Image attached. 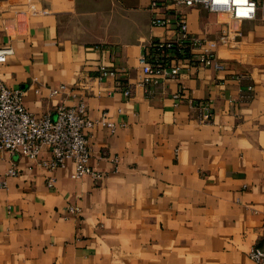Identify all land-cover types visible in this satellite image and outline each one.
<instances>
[{"label": "crops", "instance_id": "0c3cea01", "mask_svg": "<svg viewBox=\"0 0 264 264\" xmlns=\"http://www.w3.org/2000/svg\"><path fill=\"white\" fill-rule=\"evenodd\" d=\"M152 1L0 0V83L36 118L81 101L115 128L84 132L97 181L0 149V264H255L264 250V0L241 22ZM174 16L222 70L182 63L142 87L138 57L174 36Z\"/></svg>", "mask_w": 264, "mask_h": 264}, {"label": "built area", "instance_id": "2783aa9c", "mask_svg": "<svg viewBox=\"0 0 264 264\" xmlns=\"http://www.w3.org/2000/svg\"><path fill=\"white\" fill-rule=\"evenodd\" d=\"M174 6L193 8L201 7L208 12L218 14L225 20L241 22L255 18L257 5L254 0H166ZM156 0L151 2L155 6ZM151 25L166 28L168 19L154 18ZM175 34L162 41L151 42L145 53L138 57L141 66V76L138 84L142 87L155 85L164 78L173 79L177 76L180 65H196L203 68L222 70V64L209 52L202 49V42L187 33L185 21L181 16H174L172 23ZM222 33H225L223 31ZM185 59L172 55L171 50ZM197 50V54L193 51ZM12 54L10 48H0V67ZM113 75V72L103 67L99 68V76ZM117 88L122 89L124 96H129L127 87L120 82ZM63 86L50 91V95H57L63 91ZM196 109L201 113L202 121L210 118L209 103H198ZM100 124L110 133L114 125L105 120L92 121L85 117L84 106L81 101L74 106L57 105L53 114H45L40 118L34 117L22 104V93L18 89H10L0 83V149L11 155H19L31 161L50 174L66 163L72 165V179L88 176L92 180H100L101 173L92 171L87 166L89 146L85 138V130ZM16 171L9 168L4 177H15ZM45 187H52V179L48 177ZM6 188L5 181H0V190ZM67 213L76 215V207L67 206ZM249 260L260 264L264 260V250L252 247L247 253Z\"/></svg>", "mask_w": 264, "mask_h": 264}, {"label": "trees", "instance_id": "16d2710c", "mask_svg": "<svg viewBox=\"0 0 264 264\" xmlns=\"http://www.w3.org/2000/svg\"><path fill=\"white\" fill-rule=\"evenodd\" d=\"M143 53H145V50H144V52ZM172 55H174V56H176V57H178V58H181V59H185V54H183L182 56H180V55H178L177 54V52H176V50H171V52H170Z\"/></svg>", "mask_w": 264, "mask_h": 264}]
</instances>
